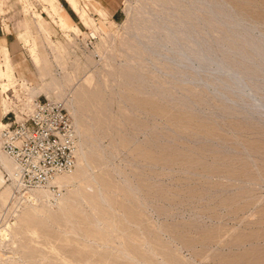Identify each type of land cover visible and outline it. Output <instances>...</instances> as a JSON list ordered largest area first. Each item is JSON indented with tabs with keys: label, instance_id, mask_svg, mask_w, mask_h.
I'll list each match as a JSON object with an SVG mask.
<instances>
[{
	"label": "rangeland",
	"instance_id": "rangeland-1",
	"mask_svg": "<svg viewBox=\"0 0 264 264\" xmlns=\"http://www.w3.org/2000/svg\"><path fill=\"white\" fill-rule=\"evenodd\" d=\"M75 2L0 0L1 108L78 131L47 194L0 168V264H264V0Z\"/></svg>",
	"mask_w": 264,
	"mask_h": 264
},
{
	"label": "built area",
	"instance_id": "built-area-1",
	"mask_svg": "<svg viewBox=\"0 0 264 264\" xmlns=\"http://www.w3.org/2000/svg\"><path fill=\"white\" fill-rule=\"evenodd\" d=\"M2 148L15 162L26 187H49L76 165L77 132L70 112L52 98L35 97L4 114Z\"/></svg>",
	"mask_w": 264,
	"mask_h": 264
},
{
	"label": "crops",
	"instance_id": "crops-1",
	"mask_svg": "<svg viewBox=\"0 0 264 264\" xmlns=\"http://www.w3.org/2000/svg\"><path fill=\"white\" fill-rule=\"evenodd\" d=\"M95 1L97 2L99 7H102L104 9L106 8L109 11L113 21L117 22L120 19H122V16H123L122 14H124L123 13V9H122L123 0H95ZM60 2L63 5V8H64L63 11L70 16L72 22L76 23V24H74L75 27H77L78 29L81 28V25L82 26L85 25V26L88 27V24H86L83 21V19L79 16V14L77 13V12H79V9L76 6L75 0H71V2H74V5H71L68 0H65V4L66 5L63 3L62 0H60ZM88 14H89V12H88ZM97 14H99V13H97ZM82 16L84 17V19H86L85 18V14H82ZM79 23L81 25H79ZM6 49L9 50L8 47H6ZM9 51H10V56H11V50H9ZM11 58H12V56H11ZM0 87H1V85H0ZM1 91H2V89H1ZM6 110H7V108L6 107L4 108V105H3V102H2V108H1V104H0V126L2 125V122L4 120V114H5Z\"/></svg>",
	"mask_w": 264,
	"mask_h": 264
},
{
	"label": "bare ground",
	"instance_id": "bare-ground-1",
	"mask_svg": "<svg viewBox=\"0 0 264 264\" xmlns=\"http://www.w3.org/2000/svg\"><path fill=\"white\" fill-rule=\"evenodd\" d=\"M6 86V85H5ZM11 89V88H10ZM10 89L8 90V91H4V92H2L3 93V100L6 102L7 101V104H8V108H7V110L5 111V113H7L8 111H11L12 110V108H11V103H10V96H9V91H10ZM4 90V89H3ZM48 98H50V97H48ZM52 98V97H51ZM74 123V122H73ZM3 122H2V127H3ZM74 126H75V123H74ZM75 129H76V126H75ZM76 132H78L77 131V129H76ZM0 144H1V148L0 149H2L3 150V148H2V142H1V140H0ZM1 150V151H2ZM3 152L5 153V151L3 150ZM3 153V154H4ZM6 154V156L7 157H4V155ZM4 155H3V157L0 155V168H4L6 171H8V174H9V176L11 177V186H15L17 189H18V191L20 192V191H22V189H24V187H26V186H24L23 185V183L21 182V180L19 179V177L17 176V169H16V164H15V162H14V160L7 154V153H5ZM63 174H65V173H63ZM63 174H60V175H57L55 178H53L52 179V181L50 182V186L49 187H26L27 189H29V190H34V189H43V188H50L53 184V181L55 180V179H57L59 176H62ZM7 176V175H6ZM8 186V185H7ZM39 189V190H40ZM7 190V189H6ZM5 190V191H6ZM41 190H40V192H41ZM44 190V189H43ZM42 190V191H43ZM4 191V190H3ZM11 191H12V189H11ZM36 191H38V190H36ZM45 191V190H44ZM43 191V192H44ZM33 192H35V190L33 191ZM39 192V193H40ZM42 192V193H43ZM46 192V191H45ZM7 193H9V191H7ZM37 194H38V192H37ZM45 194H47V192L45 193ZM3 195V194H2ZM35 195V194H34ZM33 195V196H34ZM36 196V195H35ZM37 197V196H36ZM21 198H23V197H21ZM32 198V197H31Z\"/></svg>",
	"mask_w": 264,
	"mask_h": 264
},
{
	"label": "trees",
	"instance_id": "trees-1",
	"mask_svg": "<svg viewBox=\"0 0 264 264\" xmlns=\"http://www.w3.org/2000/svg\"><path fill=\"white\" fill-rule=\"evenodd\" d=\"M63 1V3L65 4V0H62ZM66 5V4H65Z\"/></svg>",
	"mask_w": 264,
	"mask_h": 264
}]
</instances>
